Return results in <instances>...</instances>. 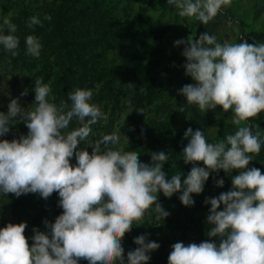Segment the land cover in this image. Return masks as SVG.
I'll list each match as a JSON object with an SVG mask.
<instances>
[{
    "label": "clouds",
    "instance_id": "9594fccd",
    "mask_svg": "<svg viewBox=\"0 0 264 264\" xmlns=\"http://www.w3.org/2000/svg\"><path fill=\"white\" fill-rule=\"evenodd\" d=\"M231 2L167 0L177 6L179 16L195 17L205 25ZM51 19L44 16V20ZM35 25L43 26L38 16L28 21L29 28ZM3 27L10 34H0V45L15 57L20 44L15 35L17 25L4 18L0 32ZM195 35L175 41L177 46L184 45L185 75L195 81L179 89V94L205 113L218 106L224 113L231 111L232 123L238 127L215 143H209L203 131L189 127L182 154L184 163L193 167L183 182L181 173L168 179L163 170L170 154L152 152L151 162L142 163L139 153L111 147L120 142L115 133L96 140L91 153L86 148L78 150L80 142L91 135L92 126L108 118L91 103V89L77 88L69 93L71 107L65 111L66 103L50 102V97L55 100L52 89L39 77L32 110L23 108L17 98L10 100L7 113L0 112V137L18 120L28 133L11 141L0 140V195L39 193L48 199L56 192L63 212L54 223L45 221L48 234L34 229L31 245L24 234L26 222L0 228V264H79L80 260L88 264H148L149 253L160 245L148 241L146 235L134 238L137 247L128 251L125 260L122 240L133 223L142 224L151 211L157 213L158 220L170 215L158 202L161 192L171 198L182 191L181 203L193 206L191 194H201L210 174L221 170L226 174L238 170V174L232 177L231 190L205 199L211 206L207 223L212 227L207 235L218 238L219 243H174L168 264H264V174L249 167L264 143L259 132L253 133L251 123L264 113V43L250 44L242 38L239 43H220L207 32L198 39ZM25 45L27 54L39 58L42 44L36 36H27ZM96 87L98 91L99 85ZM177 110L185 112V107ZM74 118L81 126L64 131ZM199 162L204 166H196ZM215 184L223 187L224 180L217 179Z\"/></svg>",
    "mask_w": 264,
    "mask_h": 264
},
{
    "label": "rangeland",
    "instance_id": "374dc122",
    "mask_svg": "<svg viewBox=\"0 0 264 264\" xmlns=\"http://www.w3.org/2000/svg\"><path fill=\"white\" fill-rule=\"evenodd\" d=\"M60 9L64 10L61 26L66 37L83 45L89 42L84 59L91 71L87 86L83 89L93 91L91 103L98 105L108 117L92 126L91 135L85 141L89 153L96 140L103 135L115 133L119 135L120 142L111 147L122 148L126 152L135 151L140 154L142 163H148L147 156L152 151L148 145L140 144L136 131L150 123L164 121L170 112L176 113L172 138L185 133L189 127L196 131L206 123L209 124L206 134L210 143L218 142V138L219 141L224 140L227 135L235 133L238 126L232 123L231 111L224 113L218 106L205 113L198 106L187 104L186 97L179 94V89L195 81L185 75L183 65L186 60L182 56L184 45L177 46L175 41L187 40L192 28L197 27L198 35L195 39L207 32L220 43H238L239 27L223 12L236 15L246 24L249 32L264 31V0H232L229 7L222 8L206 25L195 17L179 16L177 6L169 5L167 0H0V27L3 26L4 18L10 19L17 25L15 35L20 41L18 55L15 57L0 45V112L7 113L8 104L14 98L19 100L23 108L32 110L35 107L32 104L35 99V80L39 77L51 87L52 92L56 90L58 57L62 51L58 50L61 41L55 35V23ZM46 14L52 17L51 21L44 20ZM33 16H38L43 23L42 27H27V35L36 36L42 44L39 58L27 54L25 40H22L21 25L25 19ZM106 23L113 24L117 30L121 27L126 31L123 44L126 47V60L131 63L130 69L124 62L120 47L114 43L96 42ZM0 34L10 33L3 27ZM25 91L26 95H21ZM150 97L153 99L151 102ZM179 107H185V112L178 111ZM140 110L143 113L138 112ZM73 122L81 126L77 119L74 118ZM251 122L261 138L264 132V113ZM27 133L26 125L18 120L10 125L6 135ZM81 147L79 144L78 150ZM174 158L169 157L164 165L167 178L174 168ZM253 159L249 167H256L264 174V154L259 153ZM71 163L76 164L75 156ZM198 164L199 167L204 166L202 162ZM222 171L210 174L201 194H191L194 205L188 206V210L194 220L192 226L196 228V233L190 231L186 234L176 225L170 226L162 219H153L151 224L163 229L165 233L163 245L167 250L171 252V246L177 242L187 245L199 244L208 238L214 239L207 235V216L211 206L205 204V199L222 193L215 184ZM216 190L219 194H215ZM162 197L161 192L158 201ZM8 204L7 198L2 201L0 195V228L8 223L17 224L7 209ZM170 206L173 212L177 211V204ZM28 243L31 245L33 241L28 240ZM79 264L88 262L80 260Z\"/></svg>",
    "mask_w": 264,
    "mask_h": 264
},
{
    "label": "trees",
    "instance_id": "16d2710c",
    "mask_svg": "<svg viewBox=\"0 0 264 264\" xmlns=\"http://www.w3.org/2000/svg\"><path fill=\"white\" fill-rule=\"evenodd\" d=\"M223 13L229 20L238 25L240 30L238 43L242 42V39L248 41V43L250 44L264 43V31L249 32L246 30V24L236 15L228 11H224ZM63 15V9H60V11H58L56 15L55 35L60 38L61 42L58 46V50L62 51V55L58 57L59 70L56 79V90L52 92V96L55 97V100H51L50 97V102H54L57 105H60L61 102L66 103L68 105V108L65 109V111H67L71 107V101L68 98L69 93L74 92L77 88L83 89L84 86H87V81L91 70L87 65V61L84 59L89 42H86L83 45L77 40H69L66 37V35L62 31L61 26ZM28 21L29 19H25L21 25L22 40H25L28 36ZM101 32L102 34L96 42L105 44L114 43L117 47H120V53L123 56L124 62L126 63L127 68L130 69L131 63L126 60V47L123 44V38L126 31L121 27L117 30V27H115L113 24L106 23L101 28ZM152 100V97H150L149 101L151 102ZM175 115V112H170L164 121L150 123L148 124V126L146 125L139 131H136V133L140 144L148 145L149 149L152 152L163 151L166 154H170L169 157H175L174 168L172 169L168 179H170L174 174L181 173V181L183 182L193 165L191 163L185 164L183 161V149L188 143V140L184 138V133L179 134L177 137H171ZM208 127L209 124L206 123L205 125L200 126L198 129L203 131L206 140L210 143L206 134ZM76 128H78V126L72 120L70 122L68 130L64 131H72ZM252 131L253 133L257 132L254 126L252 128ZM21 135L25 134L5 135L3 137H0V140L7 139L11 141L12 139H18ZM219 139L220 138H218L217 140L219 141ZM261 140L264 141V132L261 136ZM85 141L80 142V145L82 146L81 148L87 147L88 143H86ZM260 153L261 155L264 154V143L261 144ZM147 158L149 160L148 163L151 162V154L147 156ZM237 174L238 170H232V172H229L227 174L222 171L221 174L218 175V177L221 176L220 179L224 180V185L223 187H219L218 190H220L221 192H227L231 190L232 177ZM218 190H216L217 192H215V194H219ZM181 194L182 191L175 193L171 198L163 196L162 199L158 201L162 205V207L170 213V215L163 220L167 223V225L178 226L180 230L183 231V233L188 234L190 231L196 233V228L194 229L192 226L194 220L191 217L188 206H184L179 199V196ZM6 198L9 201L7 209L10 210V213L12 214L13 219L17 221V224L26 222L27 228L24 234L28 238V240H32V237L35 234L34 229L39 232L48 234L49 229L47 228L45 221L54 223L56 217L61 215L63 212V209L59 207L60 198L58 193L56 192H54L48 199L42 198L39 193L22 194L19 197H16L11 193L7 195H1L2 201H4ZM171 204H177L176 212L172 211L170 206ZM156 216L157 213H155V211H151L150 215L146 214L143 223L139 225L133 224L131 232L125 235L124 239L122 240V246L125 250V260L128 251L135 250V248L137 247V245L134 243V238L139 235H146L148 241H154L160 245L159 249L149 253L151 259L149 260L148 264H168V256L170 254V251L167 250V248L163 245L165 244L163 238L165 237V233L163 229H159L151 224ZM211 227L212 225L207 223V228L210 229ZM207 240L210 242L215 241L216 243H219L218 238H214L213 240L208 238Z\"/></svg>",
    "mask_w": 264,
    "mask_h": 264
},
{
    "label": "water",
    "instance_id": "95a60500",
    "mask_svg": "<svg viewBox=\"0 0 264 264\" xmlns=\"http://www.w3.org/2000/svg\"><path fill=\"white\" fill-rule=\"evenodd\" d=\"M193 32L196 33V35H195V37H194V38H196L197 35H198V28H197V27L192 28V33H193ZM192 33H191V34H192Z\"/></svg>",
    "mask_w": 264,
    "mask_h": 264
}]
</instances>
